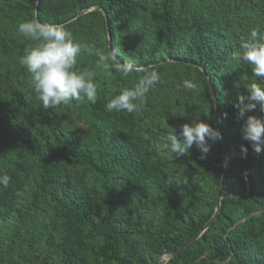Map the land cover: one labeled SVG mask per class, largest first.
<instances>
[{"label": "trees", "instance_id": "16d2710c", "mask_svg": "<svg viewBox=\"0 0 264 264\" xmlns=\"http://www.w3.org/2000/svg\"><path fill=\"white\" fill-rule=\"evenodd\" d=\"M32 19L81 43L95 104L42 108L21 63L33 42L18 26ZM253 29L264 32V0H0V264H154L204 228L218 189L208 228L157 264H264V150L243 138L236 107L249 83L264 86L237 59ZM113 49L110 69L98 65ZM152 71L138 111L106 109ZM62 109L83 117L82 133ZM175 109L221 133L205 158L194 144L179 158L163 147L179 133Z\"/></svg>", "mask_w": 264, "mask_h": 264}, {"label": "clouds", "instance_id": "9594fccd", "mask_svg": "<svg viewBox=\"0 0 264 264\" xmlns=\"http://www.w3.org/2000/svg\"><path fill=\"white\" fill-rule=\"evenodd\" d=\"M18 31L33 43L24 49L21 63L30 75L35 97L42 108L49 109L58 105H68L71 101L87 100L97 102V85L94 74L88 70L76 69L82 45L76 42L73 34L63 25L41 23L39 20H28L19 24ZM83 47L87 48L86 45ZM118 52L113 49L107 55L98 53V65L110 69L109 59L115 61ZM237 59L251 66L255 77L264 80V32L253 29L250 38L243 40ZM117 71H127L117 64ZM110 74V72H109ZM160 80L156 71L146 73L132 89H125L111 97L105 107L108 111H126L133 113L145 103L149 88ZM184 87L194 89L196 85L184 81ZM246 96L238 97V115L244 118L242 135L256 153L264 150V86L252 82L246 86ZM139 102V104L136 103ZM259 105L261 116L246 115ZM226 115V114H225ZM222 139L221 133L210 124L191 119L181 125L179 133L174 129L167 136L163 147L175 158L188 155L189 149L195 144L205 158L211 150V143ZM211 142V143H210ZM242 158H246L248 148L240 146ZM223 166H227V159ZM244 178H247L245 173ZM0 184H7V177H0Z\"/></svg>", "mask_w": 264, "mask_h": 264}, {"label": "rangeland", "instance_id": "374dc122", "mask_svg": "<svg viewBox=\"0 0 264 264\" xmlns=\"http://www.w3.org/2000/svg\"><path fill=\"white\" fill-rule=\"evenodd\" d=\"M59 116L66 126H68L70 128L79 129L73 125V123H75V125H78L80 127L79 130L81 133L85 129V123H84L83 117L82 118L79 117V115L77 113H68L67 114V111L62 109L61 114ZM169 116L171 117V121L178 131L180 130L181 125L187 123L186 117L183 116L181 114V111H179V110H176V109L171 110ZM165 259H166V257H163L160 260H165Z\"/></svg>", "mask_w": 264, "mask_h": 264}, {"label": "water", "instance_id": "95a60500", "mask_svg": "<svg viewBox=\"0 0 264 264\" xmlns=\"http://www.w3.org/2000/svg\"><path fill=\"white\" fill-rule=\"evenodd\" d=\"M214 105H215V102H214ZM215 109V108H214ZM213 123H214V126L216 127V124H215V112L213 113ZM225 168V167H224ZM224 173V169L221 171V174H220V178H219V181H218V184L220 185L221 183V177ZM219 207H220V195H219V189H218V194H217V199H216V208H215V212L213 214V216L208 220V222L205 224L204 228L198 232L190 241H188L187 243L181 245L180 247H178L177 249H174L168 253H165L161 256H159L155 263L154 264H157L161 258L163 257H166L167 255H170V256H173L175 254H178L180 252H182L183 250H185L187 247H189L195 240L198 236H200V234L206 229L208 228V226L211 224V222L215 219V217L217 216V213H218V210H219Z\"/></svg>", "mask_w": 264, "mask_h": 264}]
</instances>
